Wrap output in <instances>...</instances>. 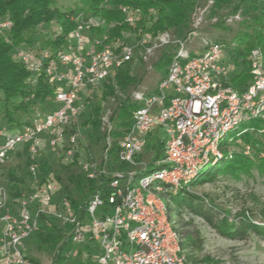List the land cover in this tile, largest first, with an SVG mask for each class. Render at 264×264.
Segmentation results:
<instances>
[{
  "label": "built area",
  "instance_id": "obj_1",
  "mask_svg": "<svg viewBox=\"0 0 264 264\" xmlns=\"http://www.w3.org/2000/svg\"><path fill=\"white\" fill-rule=\"evenodd\" d=\"M211 4L207 0L195 8L193 31L185 38L168 31L152 33L148 27L156 11L150 8L144 13L124 5L120 13L125 28L116 32L115 21L80 11L69 16L73 26L60 42L41 48L13 45V61L28 71L25 82L34 85L42 75L54 94L53 108L43 111L35 106L19 124L4 120L0 94V167L16 150H24L31 188L28 194L11 198L0 183V264H30L27 241L45 223L44 217L70 225L73 243H95L98 253L91 256L92 264H190L176 215L171 217L172 196L181 188L188 190L207 164L231 157L238 142L243 155L264 157V48L249 51L250 80L238 92L228 85L235 65L225 44L202 38L199 52L191 53L187 47ZM239 18L236 14L227 20ZM11 27L8 17L0 19L1 39L9 41ZM55 31L62 34L59 26ZM169 45L175 50L165 77L153 92L131 94L141 105L132 113L131 126L116 141L117 158L129 169L110 171L84 148L83 95H91L124 63ZM109 113L106 110L102 117L107 132L112 126ZM248 121H255V126L240 128ZM245 134L259 140L260 150L242 141ZM149 135H157L163 143L162 159L141 156ZM110 143L108 135L103 161ZM44 152L58 164H76L88 179L109 175L107 192L97 190L79 207L83 217L53 176L41 180ZM149 165L153 169L148 170Z\"/></svg>",
  "mask_w": 264,
  "mask_h": 264
},
{
  "label": "trees",
  "instance_id": "obj_2",
  "mask_svg": "<svg viewBox=\"0 0 264 264\" xmlns=\"http://www.w3.org/2000/svg\"><path fill=\"white\" fill-rule=\"evenodd\" d=\"M81 1L80 6L64 10L56 5L55 0H0V19L8 17L12 21L9 41L0 38V94L3 97L2 111L5 121L19 124L23 115L35 106L52 103L54 94L52 87L42 75L34 85L25 82L28 71L22 64L13 61V45L41 48L60 42L73 26L69 16L80 11L86 14H100L108 21H115L118 23L116 32L120 28H125L121 23L120 13V7L124 5L138 7L144 13L153 8L156 11V19L148 27L152 33L168 31L175 36L185 38L193 31L191 22L195 8L204 5L207 0ZM236 14H239L240 18L228 22L227 19ZM206 17L210 20L207 29L216 31L213 40L228 47L229 59L235 65L228 85L241 92L250 80L247 59L249 51L257 46L264 48V0H212ZM58 26L62 28V34L56 33L55 28ZM174 50L173 45L163 47L153 63L163 61L169 64ZM139 59L142 60L141 57ZM133 69V62L128 61L106 78L101 86L85 99V110L80 118V125L84 129L85 150L99 158L100 164H105L110 171L129 169L126 162L117 158L116 141L131 126L132 113L141 105L140 102L132 99L131 91L140 84L143 76L134 73ZM166 73L167 66L163 68L160 79L165 77ZM106 110L110 111L108 119L112 124L109 132L106 131L102 121ZM108 135L111 143L107 149V159L103 161L102 155ZM242 140L250 143L254 149L260 150L259 140L253 135L245 134ZM21 152L24 153V150ZM21 152H17L14 161L10 159V162L7 161L0 167L2 169L0 183L6 187L11 198L31 192L29 176L26 172L28 161L24 156L22 160ZM141 156L150 161L162 159L163 143L154 135H149L145 152ZM51 159L40 161L41 180L53 176L60 184L62 194L70 200L79 216L83 217L84 211L79 207L85 205L97 190L102 189L107 192L109 175L88 179L76 164L61 165L54 158ZM262 161L263 159H259V165H262ZM252 165L250 157L241 152H234L231 157L204 166L206 168L202 169L190 184L213 182L218 175L224 173L238 177L249 173ZM195 199L201 200L188 193L187 189H179L171 199L172 204L177 206L176 218L181 214L182 207L201 214L193 203ZM260 214L262 221L259 222L251 219L245 210L232 221H228L225 216L219 219L205 218L212 228L225 238L244 239L250 233L264 238V205L260 208ZM44 218H46L45 223L27 241L26 250L30 264H43L38 254L46 255L48 264L93 263L91 256L98 253L95 243L75 244L71 239L70 225L61 223L53 217ZM189 223V220L184 222L186 225ZM177 231L181 237L183 235L187 237V245L192 244V235L188 231L182 232L181 228H177ZM31 250H35L36 253L33 254ZM83 253L89 256L85 259ZM187 256L189 262H196L193 257Z\"/></svg>",
  "mask_w": 264,
  "mask_h": 264
},
{
  "label": "rangeland",
  "instance_id": "obj_3",
  "mask_svg": "<svg viewBox=\"0 0 264 264\" xmlns=\"http://www.w3.org/2000/svg\"><path fill=\"white\" fill-rule=\"evenodd\" d=\"M55 2L59 8L64 10L82 4L81 0H55ZM208 23H210V20L205 16L196 31V35L187 44L191 53L201 50L200 42L202 38L213 40L216 31L207 29ZM161 49H157L142 60L136 58L133 61L134 73L142 74L143 78L140 84L131 91V94L136 90L149 93L156 88L162 76L163 68L168 66L163 61L157 64L153 63L160 55ZM83 98H87L85 94ZM36 107L48 111L53 108V105L48 103ZM255 124V121H248L241 124L240 128L255 126ZM233 135L234 132L228 134L222 142L225 143ZM154 136L157 137V135ZM159 136H162L161 132H159ZM240 147L241 143H236L233 151L239 152ZM17 152H21V150H16L10 161H14ZM21 153V158L24 160L25 153ZM51 158L53 159L54 156L50 153L44 152L42 155V161ZM259 159H263L262 165H259ZM251 161L253 165L249 173L241 174L238 177H232L224 173L218 175L213 182L200 185L189 184L188 193L201 198L200 201L195 199L193 202L199 208L201 214L182 207L181 214L176 218V223L177 227L182 229V232L188 231L192 235L193 242L190 245H187V237L184 235L182 237V249L186 250L187 254L196 260V262H190V264H264V245H262L264 238L252 233L244 239L225 238L219 235L205 218L219 219L225 216L228 221H232L238 217L241 211L245 210L254 221H262L260 208L264 205V157L258 158V155L255 154ZM151 168L152 165H149L148 170ZM205 168L203 167V170ZM169 209L172 211L171 217H174L177 206L169 205ZM187 220L190 221L188 225L184 224ZM31 252L36 253L35 250H31ZM38 256L43 264H48L49 260L46 255L38 254Z\"/></svg>",
  "mask_w": 264,
  "mask_h": 264
}]
</instances>
